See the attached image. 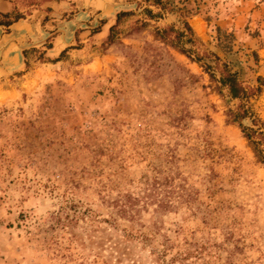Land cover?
<instances>
[{
	"label": "rangeland",
	"instance_id": "rangeland-1",
	"mask_svg": "<svg viewBox=\"0 0 264 264\" xmlns=\"http://www.w3.org/2000/svg\"><path fill=\"white\" fill-rule=\"evenodd\" d=\"M225 62L264 77V0H0V264H264V164L225 121ZM249 104L264 122V85ZM145 178L174 207L133 222L113 203Z\"/></svg>",
	"mask_w": 264,
	"mask_h": 264
},
{
	"label": "trees",
	"instance_id": "trees-1",
	"mask_svg": "<svg viewBox=\"0 0 264 264\" xmlns=\"http://www.w3.org/2000/svg\"><path fill=\"white\" fill-rule=\"evenodd\" d=\"M153 5L160 7H175L177 3H181L183 8L187 9L189 0H147ZM196 10V9H195ZM148 12L150 10H147ZM19 16H16L12 21L16 20ZM12 21L7 22L10 24ZM182 23L188 33L191 32V27L187 21L182 20ZM155 36L164 42H168L169 45L177 47L180 52L186 53L189 56L188 51L182 46V37L184 31L174 29L172 26H166L163 28H156L154 32ZM226 49V48H225ZM230 49V46H229ZM226 51V50H225ZM253 59L256 62L258 60L257 54L253 53ZM219 67V77L216 79L217 86L216 90L220 95H224L222 90H225V96H229L232 99H237V103L233 107H227L225 111L226 123H235L240 128L241 134L247 139L249 144L252 146L257 159L264 164V122L254 112L249 99L257 96L262 90L264 85V77L256 76L255 84H246L239 79L236 71L229 67V63L225 62ZM208 69L209 66L205 65ZM210 77L214 78L212 72L209 73ZM249 123H244V121ZM167 180L163 181H150L145 178L142 182L141 191L142 196H133L128 194L122 200H116L113 206L116 211L122 216L135 222L139 218L138 214L141 209L146 210L149 205H154L152 211L156 214L164 211H169L174 207L173 201L170 200L172 189L167 184ZM141 204L139 205V203ZM157 221L152 224V229H158ZM154 233L149 236L144 232H139L136 237L143 241L154 238ZM163 253V250H162ZM162 258H165L161 255Z\"/></svg>",
	"mask_w": 264,
	"mask_h": 264
},
{
	"label": "crops",
	"instance_id": "crops-1",
	"mask_svg": "<svg viewBox=\"0 0 264 264\" xmlns=\"http://www.w3.org/2000/svg\"><path fill=\"white\" fill-rule=\"evenodd\" d=\"M39 26L40 23L36 20L34 15H31L13 21L8 27L9 31L7 34L12 38L20 50V48L23 46L21 44L27 43L29 40H33L32 34L35 33V31H40ZM11 60L14 65L18 64L16 69H21L22 66L19 62V52L14 53L11 57Z\"/></svg>",
	"mask_w": 264,
	"mask_h": 264
}]
</instances>
